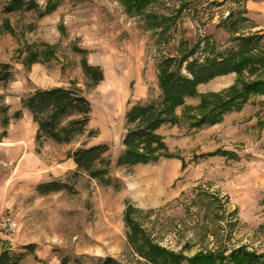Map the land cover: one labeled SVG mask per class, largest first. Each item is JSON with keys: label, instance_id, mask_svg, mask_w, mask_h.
I'll return each mask as SVG.
<instances>
[{"label": "rangeland", "instance_id": "rangeland-1", "mask_svg": "<svg viewBox=\"0 0 264 264\" xmlns=\"http://www.w3.org/2000/svg\"><path fill=\"white\" fill-rule=\"evenodd\" d=\"M9 1L0 0V62L14 68L13 79L0 85V250L25 252L22 264H59L64 256L90 263L108 255L122 264H150L128 242L125 213L131 206L130 215L154 243L186 256L228 254L240 246L264 252V94L250 95L215 124L193 125L204 96L240 86L236 73L200 84L177 109L178 123L159 129L165 156L148 164H117L127 109L160 96L159 60L178 55L182 41L193 47L208 39L220 51L231 47L229 25L242 17L247 20L237 24L240 34L264 35L261 10L247 9L248 0H159L148 9L175 18L162 38L142 15L128 12L126 0H52L58 7L43 17L5 12ZM37 1L45 7L50 0ZM254 1L257 6L264 0ZM260 44L264 52V38ZM48 46L53 55L26 65L30 50ZM83 58L103 70L98 84L84 74ZM260 77L264 72L244 75L247 81ZM55 86L75 87L90 100L88 131L96 130L94 136L86 132L69 144L36 141L37 124L21 98ZM97 143L109 145V185L75 174L68 157L79 146ZM219 149L232 155H208ZM164 168L170 175L156 177ZM52 180L66 181L73 190L37 191L39 183ZM8 220L10 234L3 229ZM30 244L32 251L25 248Z\"/></svg>", "mask_w": 264, "mask_h": 264}, {"label": "trees", "instance_id": "trees-1", "mask_svg": "<svg viewBox=\"0 0 264 264\" xmlns=\"http://www.w3.org/2000/svg\"><path fill=\"white\" fill-rule=\"evenodd\" d=\"M159 0H126L128 12H137L147 22L149 29L158 31L162 38L171 28L172 16L156 14L150 5ZM58 2L50 0L42 7L37 0H10L4 5L5 12L34 11L43 17L58 7ZM184 5L178 7L181 13ZM229 15H233L230 12ZM233 21L229 25L233 33L234 45L225 50H218L208 39L199 40L193 47L182 41L177 49L178 55L163 56L158 63V99L139 101L130 106L125 113L127 124L123 136V150L117 159L119 165L148 164L158 161L168 150L164 136L159 129L165 124L178 123L177 109L185 104L186 98L198 93L200 84L230 73L237 74L240 86L234 84L226 91L204 96L199 108L201 116L193 123L194 126L215 124L221 121L223 114L233 108L239 109L250 95L264 94V77L247 81L246 72L255 74L264 72V52L261 47L263 34H240L237 24L245 21ZM8 25V24H7ZM167 41V40H166ZM77 51L86 50L76 48ZM53 48L48 46L41 51L30 50L25 59L27 66L39 61L40 57L53 55ZM82 68L91 84L96 85L104 79L103 70L92 65L86 58L82 59ZM14 77L12 64L0 62V85ZM226 92L225 94H223ZM2 97V96H0ZM212 99V101L210 100ZM22 108L27 109L37 124L36 141L41 144L43 139H51L59 144L74 142L79 136L88 132L94 136L97 131H88L91 119L92 104L77 88L55 86L36 88L21 98ZM4 112L8 110L5 106ZM21 109L14 112V117H20ZM10 116L5 114L3 124H9ZM264 123V121H260ZM109 145L97 143L89 146H79L68 153L76 164L75 174L84 172L91 178L109 185L111 178L109 170L111 160L107 157ZM232 155L228 150L219 149L208 155ZM73 190L66 181L52 180L39 183L37 191L45 194L51 191ZM131 206L125 213L129 227L127 238L136 254L150 264H264V252L249 250L240 246L226 254L223 251H199L192 256L170 250L154 243L146 231L130 215ZM32 251L34 244L25 246ZM25 252L12 251L9 247L0 250V264H22ZM59 264H122L108 255L85 263L79 257L64 256Z\"/></svg>", "mask_w": 264, "mask_h": 264}, {"label": "crops", "instance_id": "crops-1", "mask_svg": "<svg viewBox=\"0 0 264 264\" xmlns=\"http://www.w3.org/2000/svg\"><path fill=\"white\" fill-rule=\"evenodd\" d=\"M259 3H257V6H256V4H255V1L254 0H248V2H247V9H249L251 12L252 11H256V12H258V11H260L261 10V13H264V1H258ZM220 76H218V78H219ZM215 79V78H214ZM216 79H217V77H216ZM212 81V80H211ZM54 142V141H53ZM56 143V142H55Z\"/></svg>", "mask_w": 264, "mask_h": 264}, {"label": "built area", "instance_id": "built-area-1", "mask_svg": "<svg viewBox=\"0 0 264 264\" xmlns=\"http://www.w3.org/2000/svg\"><path fill=\"white\" fill-rule=\"evenodd\" d=\"M4 232L7 234H10L13 232L14 228L12 226V222L8 220L7 222L4 223L3 225Z\"/></svg>", "mask_w": 264, "mask_h": 264}, {"label": "bare ground", "instance_id": "bare-ground-1", "mask_svg": "<svg viewBox=\"0 0 264 264\" xmlns=\"http://www.w3.org/2000/svg\"><path fill=\"white\" fill-rule=\"evenodd\" d=\"M169 175H170V171L164 168V169H162L161 171H159L156 174V177H158V178H166Z\"/></svg>", "mask_w": 264, "mask_h": 264}]
</instances>
